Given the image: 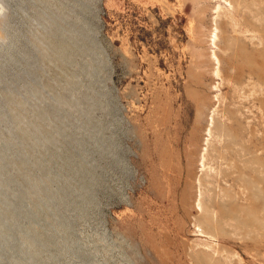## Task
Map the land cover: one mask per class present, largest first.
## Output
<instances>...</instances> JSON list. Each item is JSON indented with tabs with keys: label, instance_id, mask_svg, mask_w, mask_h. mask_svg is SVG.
<instances>
[{
	"label": "rangeland",
	"instance_id": "rangeland-1",
	"mask_svg": "<svg viewBox=\"0 0 264 264\" xmlns=\"http://www.w3.org/2000/svg\"><path fill=\"white\" fill-rule=\"evenodd\" d=\"M0 3V264H264V0Z\"/></svg>",
	"mask_w": 264,
	"mask_h": 264
},
{
	"label": "bare ground",
	"instance_id": "bare-ground-1",
	"mask_svg": "<svg viewBox=\"0 0 264 264\" xmlns=\"http://www.w3.org/2000/svg\"><path fill=\"white\" fill-rule=\"evenodd\" d=\"M2 10H3V9H2V4L0 3V17H1V16L3 17V15H1V14H4V13H2ZM71 38H72V37H71ZM73 39H74V38H73ZM66 41H67V40H66ZM63 43H64V42H63ZM71 43H72V42H71ZM11 149H12V148H11ZM17 154H18V153H17ZM19 154H21V153H19ZM19 154H18V155H19ZM22 157H23V156H22ZM22 157H21V158H22ZM23 158H24V157H23ZM19 163H20V162H19ZM19 163H18V164H19ZM20 165H22V164L20 163ZM24 165H25V164H24ZM22 167H24V166H22ZM3 171H4V170H3ZM50 178H51V177H50ZM47 180H48V179H47ZM2 181H3V180H2ZM50 181H51V180H50ZM46 183H47V182H46ZM4 184H5V182H4ZM48 187H49V186H48ZM48 187H47V188H48ZM4 188H5V187H4ZM47 188H46V189H47ZM84 188H85V187H84ZM1 189H3V188H1ZM41 189H42V188H41ZM43 189H44V188H43ZM65 190H66V189H65ZM43 191H44V190H43ZM51 191H52V190H51ZM18 193H19V192H18ZM50 193H51V192H50ZM2 194H3V193H2ZM19 195H20V194H19ZM46 195H48V193L45 194V196H46ZM2 196H4V195H2ZM2 196H1V198H2ZM21 196H22V195H21ZM25 196H26V195H25ZM25 196H24V197H25ZM14 197H15V196H14ZM48 197H49V196H48ZM51 197H54V195L51 196ZM57 197H58V196H57ZM6 198H7V197H6ZM11 198H12V197H11ZM54 199H55V198H54ZM2 200H3V199H2ZM12 200H13V199H12ZM58 201H59V200H58ZM10 202H11V201H10ZM53 202H54V201H53ZM56 202H57V201H56ZM56 202H55V203H56ZM4 203H5V202H4ZM12 203H13V202H12ZM0 204L2 205V203H0ZM5 204H6V203H5ZM35 205H36V204H35ZM35 205H34V206H35ZM57 205H58V204H57ZM5 206H6V205H5ZM16 206H18V205H15V207H16ZM20 206H21V205H20ZM34 206H33V207H34ZM36 206H37V205H36ZM15 207H14V208H15ZM17 208H18V207H17ZM22 208H23V207H22ZM35 208H37V207H35ZM35 208H34V209H35ZM15 209H16V208H15ZM25 209H26V208H25ZM38 209H39V208H38ZM45 209H46V208H45ZM22 210H23V209H22ZM26 210H27V209H26ZM7 211H8V210H7ZM38 211H39V210H38ZM38 211H37V212H38ZM45 211H46V210H45ZM37 212H35V213H37ZM5 213H6V212H5ZM25 213H26V212H25ZM40 213H41V212H40ZM3 214H4V213H3ZM3 214H2V215H3ZM23 214H24V212H23ZM27 214H29V213L27 212ZM6 215H8V214H6ZM18 215H19V214H18ZM24 216H25V215H24ZM4 217H5V216H4ZM8 217H10V216H8ZM0 218H1V217H0ZM5 218H6V217H5ZM25 218H27V217L25 216ZM25 218H23V219H25ZM29 218H30V217H29ZM29 218H28V219H29ZM9 219H10V218H9ZM28 219H27V220H28ZM31 219H32V218H31ZM31 219H30V220H31ZM10 220H11V219H10ZM10 220H9V221H10ZM12 220H13V219H12ZM15 220H16V219H15ZM20 221H21V220H20ZM31 221H32V220H31ZM0 222H1V221H0ZM7 222H8V221H7ZM13 222H14V221H13ZM5 223H6V222H5ZM19 223H21V222H19ZM60 223H62V222H60ZM6 224H7V223H6ZM13 224H14V223H13ZM22 224H23V223H22ZM22 224H21V225H22ZM3 225H4V224H3ZM58 225H59V224H58ZM7 226H8V225H7ZM7 226H6V227H7ZM10 226H11V225H10ZM15 226H16V225H15ZM17 226H18V225H17ZM22 226H23V225H22ZM20 227H21V226H20ZM0 228H1V223H0ZM7 228H8V227H7ZM14 228H15V227H14ZM17 229H18V227H17ZM12 230H13V229H12ZM23 230H24V229H23ZM7 232H8V231H7ZM17 232H18V230H17ZM12 233H13V232H12ZM19 233H20V232H19ZM21 233H22V232H21ZM23 233H24V232H23ZM32 233H33V232H32ZM2 234H4V233H2ZM36 234H37V233H36ZM36 234H34V235H36ZM14 235H15V233H14ZM14 235H13V236H14ZM29 235H30V234H29ZM36 236H37V235H36ZM24 237H26V235H25ZM38 237H39V236H38ZM30 238H31V237H30ZM24 240H25V238H24ZM39 240H40V239H39ZM8 241H10V240H8ZM24 242H25V241H24ZM28 243H29V242H28ZM28 243H27V244H28ZM3 244H4V243H3ZM5 244H6V243H5ZM13 244H14V243H13ZM39 244H40V243H39ZM39 244H38V245H39ZM42 244H43V243H42ZM35 246H36V245H35ZM31 247H32V246H31ZM31 247H30V245H28V248H29L28 250H30ZM4 248H5V247H4ZM6 248H7V247H6ZM6 248H5L4 250H6ZM39 248H40V247H39ZM17 249H18V248H17ZM9 250H11V249L9 248ZM26 250H27V249H26ZM26 250H24V251H26ZM14 251H15V250H14ZM20 251H21V250H20ZM32 251H33V250H32ZM6 252H7V251H6ZM4 253H5V252H4ZM12 253L14 254V252H12ZM27 253H28V252H27ZM27 253L22 252V253H21V254H22L21 256H24V258H26L25 255H27ZM32 254H33V252H32ZM9 255H10V254H9ZM16 255H17V254H16ZM0 256H1V255H0ZM11 256H12V254H11ZM11 256H10V257H11ZM33 256H34V254H33ZM15 257H16V256H15ZM15 257H14V258H15ZM31 257H32V256H31ZM29 258H30V257H29ZM10 259H11V258H10ZM28 260H29V259H27V261H28ZM36 260H37V258H36ZM36 260H35V262H36ZM3 261H4V260H3ZM19 261H20V260H19ZM23 261H26V260H25V259H22V262H23ZM27 261H26V262H27ZM1 262H2V261H1ZM17 262H18V260H17ZM8 263H9V261H8ZM10 263H11V262H10ZM18 263H19V262H18ZM36 264H38V263H36Z\"/></svg>",
	"mask_w": 264,
	"mask_h": 264
}]
</instances>
